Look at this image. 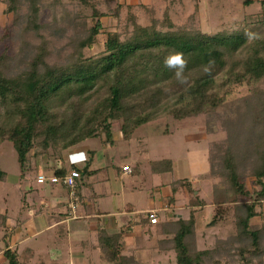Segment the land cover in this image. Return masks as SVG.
<instances>
[{
    "label": "trees",
    "instance_id": "obj_1",
    "mask_svg": "<svg viewBox=\"0 0 264 264\" xmlns=\"http://www.w3.org/2000/svg\"><path fill=\"white\" fill-rule=\"evenodd\" d=\"M4 1L3 11L12 14L15 22L21 18L24 29L33 30L40 38L35 45H28V56L20 58V64L5 62L7 54L0 53V143L13 145L20 178L31 168L33 157L61 158L63 151L97 136L113 144L114 123L127 138L134 128L151 119L150 109L162 97L180 93L183 103L170 110L173 116L207 112L219 118L226 132V137L213 142L209 150L208 174L219 178L211 188L214 215L209 225L230 219L234 231L217 238L212 248L197 247L194 212L204 202L186 179L172 183L168 201H174L177 186H185L191 206L187 217L172 214L151 224L145 211L139 222L155 227L156 249L172 250L175 264H264V219L255 221L264 202V34L248 41L247 32L204 33L177 26L168 7L160 19L154 16L153 8L145 7L150 22L141 24L129 4L124 33L105 30L103 49L85 55L83 49L94 44L102 29L104 12L94 0H78L91 9L86 33L75 43L70 40L64 56L50 59L51 39L43 33L39 15L42 0ZM244 46L246 56L232 61L241 65L234 73L236 84L218 94L214 90L216 75L228 68V56ZM170 48L182 51L188 59L186 84L177 82L173 71L164 67ZM210 58L215 65L206 73L204 66ZM97 82L105 86L106 94L83 104L79 97L93 90ZM238 87L246 90L238 103L227 111H217L231 97L232 88ZM137 111L146 113L131 118ZM169 165L168 160L150 163L154 172ZM57 172V176L67 173L63 166ZM6 177L7 173L0 170V181ZM246 178L250 180L248 186ZM5 214L0 213L1 224ZM127 227L116 233L97 232L98 246L111 264H140L136 255L125 253L122 239ZM2 257L7 264H30L27 260L20 263L17 252L9 247L2 251Z\"/></svg>",
    "mask_w": 264,
    "mask_h": 264
},
{
    "label": "rangeland",
    "instance_id": "obj_2",
    "mask_svg": "<svg viewBox=\"0 0 264 264\" xmlns=\"http://www.w3.org/2000/svg\"><path fill=\"white\" fill-rule=\"evenodd\" d=\"M99 10L104 12L101 17L102 29L98 32L94 44L83 49L85 55L96 54L103 49L105 40V30H116L123 34L125 31L127 5H131V11L135 14L137 22L148 24V12L145 7H151L154 10V16L158 19L162 17L165 7L169 8V16L177 26L194 27L204 33H223L230 34L234 32H252L257 35L264 34V0H251L250 4L244 3V0H94ZM6 4L4 0H0V53L3 51L8 58L5 62L9 64H20V58L28 56V45L33 46L40 41V38L33 30L24 29V21L17 18L13 20V15L5 13L3 9ZM91 9L82 5L78 0H42L40 7V21L44 24L43 33L51 39L50 59H57L66 54L70 49L69 43L73 39L74 43L78 37L84 36L86 33V25L90 23L89 14ZM72 19V21H69ZM56 23H55V22ZM55 23V25H54ZM59 31H57V30ZM55 30L57 34H55ZM61 32V33H59ZM251 41V39H248ZM247 54V46H244L234 56H228V68L221 71L215 77L214 90L218 94L224 93L232 85L236 84L234 76L235 70L239 69L240 64L234 65L235 59L245 57ZM11 60V61H10ZM22 65V64H21ZM243 87L232 88L231 97L224 106L217 108L220 113L227 111L234 104L238 103L240 95L245 93ZM106 94L105 86L96 83L93 90L79 97L83 104H88L102 98ZM180 93H174L170 96L162 97L152 111L151 119L136 128H134L129 136L127 143L122 147H129L131 151L137 153L140 162V171L135 176H124L128 181L134 183L132 190L127 193L128 199L134 202L136 207H142L149 200L152 202L156 197L151 194H164L169 192L167 185H161L166 181L177 177L186 176L191 179L194 193L203 199V204L197 206L194 212L196 245L199 249L212 248L217 238H225L232 234L234 225L230 219H221L218 222L209 225V221L214 215V206L211 202L212 185L219 180L218 177H212L209 173L210 168V146L215 141H220L226 137V132L219 123V118L210 116V113L201 112L186 117H175L172 115V109H178L182 105ZM180 98V99H179ZM146 111V109H145ZM143 111V112H145ZM137 111L131 118L136 119L138 115L143 113ZM146 113V112H145ZM142 115V114H141ZM144 115V114H143ZM117 121V120H115ZM118 123H114V137L120 138L122 134L118 127ZM186 127V128H185ZM194 128L195 130H193ZM194 131L198 135H193ZM197 136L199 141L194 137ZM103 137V136H102ZM90 147H103L104 154L115 155L118 146L104 143L101 136L89 138L86 142ZM112 153V154H111ZM170 159L173 164L172 171L163 173H153L148 163L149 160ZM38 157H33L30 163V169L26 171L25 180L20 178V164L17 160V154L13 145L9 141L0 143V170L7 173L5 180L0 181V212L7 211L9 214L19 208L21 196L25 194V185L32 182V191L37 192L39 185L34 182L36 177V163ZM117 163L123 162L124 159L115 155ZM130 162V159H125ZM107 169L103 173H109ZM202 173V174H201ZM111 186H115L112 176H109ZM172 185V184H171ZM246 185H250V180L246 178ZM185 188V186H182ZM158 188L156 191L155 189ZM183 188L184 195L179 196L178 213L180 217H187L191 210V206L186 203L189 192ZM177 189L179 187L177 186ZM186 191V192H185ZM26 196H28L26 194ZM248 200V199H246ZM166 209H154L157 215L162 214L161 219H167L174 215L167 211V206L173 204L167 200ZM262 214L255 221L264 219V202L259 207ZM6 215V214H5ZM177 217L178 215L175 214ZM6 215V220H7ZM10 216V215H9ZM160 219V218H159ZM1 220V218H0ZM0 223V264H7L3 259L1 250L4 248V238L7 235L8 226ZM131 225L129 226V228ZM24 228V226H23ZM38 226L37 229H41ZM26 231L33 230L29 226H25ZM152 236H145L147 242H139L136 239L130 247L126 248L125 253L136 255L140 260V264H175L174 252L172 250L158 252L156 249V233L155 227H151ZM43 233V234H42ZM43 236L48 237V244L54 250L56 243L59 246H71L73 248L74 257L67 256L65 253L61 259L72 260L73 264H111L98 249L96 251L90 249L81 250L77 239L71 240L67 245L66 239L55 242L54 232L51 230L41 232ZM80 234V233H79ZM75 237V236H74ZM150 237V238H149ZM155 237V238H154ZM144 246H147L143 249ZM137 247V248H136ZM83 251V252H82ZM40 258L34 260V264H52L54 261L49 258V253L45 249L40 251ZM76 256V257H75ZM236 264V262H234ZM58 264V263H57ZM63 264H71L65 261ZM247 264H261L257 262Z\"/></svg>",
    "mask_w": 264,
    "mask_h": 264
},
{
    "label": "crops",
    "instance_id": "obj_3",
    "mask_svg": "<svg viewBox=\"0 0 264 264\" xmlns=\"http://www.w3.org/2000/svg\"><path fill=\"white\" fill-rule=\"evenodd\" d=\"M192 129L195 130L194 128ZM196 133L199 132L194 131L193 135H198ZM129 136L127 138H120L118 135L117 140L114 138L112 145L116 143L118 146L115 155L117 154L119 158L124 159L119 164L115 159V155L109 157V154L106 158V154L103 151V147L106 146L102 145V147L98 148L90 147L86 143L88 139L63 151L61 158H50L45 155L38 157L35 167L36 176L40 173L47 176L59 175L58 173L60 172L56 174V171L62 166L66 172L70 168H77L79 171V177L76 179L78 203L75 211L72 212L70 209L67 188L64 185L48 181L37 183L35 177L34 182L39 185L37 192L32 191V182L26 184L24 188L26 193H23L21 196L19 208L16 206V209L11 214L3 211L8 215L5 223L8 226V230L3 241L4 248L1 250V253L6 247H9L17 252V258L20 263L27 260L30 264H34V260L40 258V251L42 250L43 252V249H45L49 253L48 257L54 261L52 264H63L65 261L73 264L74 262L70 259H61V256L65 253H67V256L73 258V248L70 245L59 246L56 243L55 249L52 250L54 244H48V237L43 236V233L41 234L42 230L54 232L55 242L66 239L68 245L72 239H77L80 252L83 249H90L91 246L92 249L90 250L96 251L98 249L101 252L97 243L98 230L116 233L122 227L128 226L124 231L122 240L126 248L130 250L134 247H130V245L135 243L136 239L139 242H147L148 240L145 236H152L151 227L153 226L139 222L142 213L149 209H161L165 211L167 200L172 194L171 184L174 181L186 179L191 186H193L194 182L186 176L166 181L161 185H167L169 192L164 191V194L161 195L157 193L151 194V197H156L152 202L147 200L144 206L136 207L131 199L126 198L127 193L134 186L133 179L128 181L126 177L124 178V176L128 175L135 176L140 171L137 153L131 151L128 146L122 147L127 143L126 141L129 139ZM194 138L199 141L197 136ZM128 158L130 162L125 161ZM151 162L152 160L148 159L149 165ZM170 162L168 169L155 172L150 171L153 173L171 172L173 168L171 159ZM124 166H127L129 171L124 170ZM107 169H110V172L103 173ZM25 175L26 173L21 177V180H25ZM109 176H112L115 186L110 185L111 178ZM183 188L182 186L179 189L175 188L174 201L172 200L173 204L167 206V211L171 213L175 212L178 216L182 215L177 211L178 207L181 206L177 205L179 204V196L184 195ZM186 200V203H188V197ZM158 214V219H161L163 215ZM130 225L131 227L129 228ZM23 226L24 228L25 226H29L33 230L30 232L26 231ZM38 226H42V228L39 230L37 229ZM145 247L147 246H144L143 249Z\"/></svg>",
    "mask_w": 264,
    "mask_h": 264
},
{
    "label": "built area",
    "instance_id": "obj_4",
    "mask_svg": "<svg viewBox=\"0 0 264 264\" xmlns=\"http://www.w3.org/2000/svg\"><path fill=\"white\" fill-rule=\"evenodd\" d=\"M124 170L129 171L127 166H124ZM79 177V172L76 168H70L68 172L63 176L50 175L47 176L40 173L36 176L37 183H60L67 188V194L69 198V206L72 212L75 211V207L78 203L77 197V182L76 179ZM147 215L150 223H155L157 221V215L154 209L147 210Z\"/></svg>",
    "mask_w": 264,
    "mask_h": 264
},
{
    "label": "clouds",
    "instance_id": "obj_5",
    "mask_svg": "<svg viewBox=\"0 0 264 264\" xmlns=\"http://www.w3.org/2000/svg\"><path fill=\"white\" fill-rule=\"evenodd\" d=\"M245 35L248 39H254L256 34L247 32ZM163 63L165 68L173 71L177 82L180 84L187 83V76L185 75V72L188 68V59L185 57V54L182 51H179L176 48H170L168 55L164 58ZM214 65V59L210 58L204 66V71L206 73H210Z\"/></svg>",
    "mask_w": 264,
    "mask_h": 264
}]
</instances>
